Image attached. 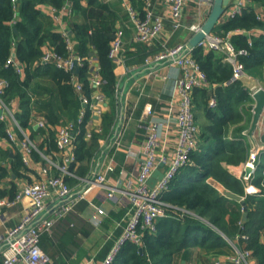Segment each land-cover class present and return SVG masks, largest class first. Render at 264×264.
Instances as JSON below:
<instances>
[{"label": "trees", "instance_id": "1", "mask_svg": "<svg viewBox=\"0 0 264 264\" xmlns=\"http://www.w3.org/2000/svg\"><path fill=\"white\" fill-rule=\"evenodd\" d=\"M16 1L17 12L13 10L12 0H0V79L8 83L3 98L6 103H17L15 119L21 127L29 128L31 139H36L38 135L43 138L37 148L50 155L56 151L54 132L50 128L35 129L29 124L33 108L37 115L54 127L65 120L75 119L80 106L71 84V74L52 64L40 62L42 47L46 44L53 46L57 53L67 55L62 35L54 31L52 20L41 11L43 6L60 11L66 0ZM70 1L73 12L69 18V33L74 41V53L87 59H96L102 80L101 91L109 99L108 109L101 117V133H92L89 139L85 138V124L90 118V113H87L75 137L74 151L79 163L75 172L83 176L98 151V140L108 136L110 127L116 121L119 81L114 74L115 65L109 59L108 51L116 29L119 8L100 0H85V4L81 0ZM129 1L142 15V0ZM249 2L250 5L241 14L222 19L212 30L221 36L239 31L230 36V42L236 50L246 51V55L239 56L246 75L260 72L264 65V0ZM257 7L261 11H257ZM123 13L122 19L127 18L124 10ZM74 17L81 18V22L75 21ZM254 30L261 34L248 37L243 33ZM134 46L136 54L142 56L143 63L147 55L156 52L143 43ZM191 53L208 82V87L195 88L193 91L194 117L199 128L198 146L190 154L188 163L170 182L162 199L191 211L197 217L185 215L181 218L179 212L168 211L166 217L156 221L154 232H143L140 246L125 243L112 264H177L179 258L187 263L192 248H198L210 257L223 255L227 250L231 251V247L222 235L233 241L241 234L247 236V239H239L238 245L251 251L253 264H264V150L259 153V163L252 180L260 193L247 195L243 199L247 209L245 221L242 219L241 203L224 196L208 182L212 180L225 190L244 196L242 182L224 165L236 166L248 159L250 145L247 135L243 133L247 130L251 116V91L242 80H232V66L225 61L224 54L205 51L201 47L194 48ZM13 54L14 61L9 62ZM14 62L21 68V74L16 72ZM90 71V64L84 62L78 72H74L87 95L92 90L89 87ZM211 97L216 100L214 108L208 106ZM139 101L135 118L139 117L144 105L142 99ZM5 128L6 123L0 121V140H7ZM260 140L264 145V123ZM32 155L35 160H39L36 152ZM0 162L8 163V167L0 165V181L10 179V187L8 190L0 189V195L12 198L16 192L12 179L20 178L25 166L20 153L16 152L11 157L8 150L1 148ZM83 206L80 203L78 208L83 209ZM123 214L124 211L121 216L118 215L119 220ZM67 215L59 220V224L72 221L73 226L67 225L64 234L74 237L78 231L88 235L92 230L90 225L88 227L77 216L70 218ZM240 221H243L242 227ZM119 232L120 229H117L116 234L106 242L99 253L100 257L110 250ZM45 235L48 236L42 235L41 240Z\"/></svg>", "mask_w": 264, "mask_h": 264}, {"label": "built area", "instance_id": "2", "mask_svg": "<svg viewBox=\"0 0 264 264\" xmlns=\"http://www.w3.org/2000/svg\"><path fill=\"white\" fill-rule=\"evenodd\" d=\"M120 1L131 25L132 39L137 43L152 45L162 35L164 18L155 10L157 3L168 9L172 32L185 27L182 17L190 0H142V15L129 0ZM16 2L12 0L15 12L18 10ZM212 2L213 0H197V5L198 7H211ZM248 5H250L249 0H233L231 5L225 9L226 17L232 18L241 14ZM60 11L65 15L72 14L71 7L66 4ZM55 13L56 10L53 9V14ZM53 18L59 21L58 15H53ZM201 25L202 23L198 21L188 26V29L195 33ZM61 35L67 55L57 53L53 46L46 44L40 62L52 64L57 69L71 74V84L80 103L78 115L75 119L65 120L64 123L54 127H51L42 117L35 119L32 124L36 129L50 128L54 132L56 153L60 156V161H55L50 155L40 152L26 129L17 122L14 116L16 102L6 103L4 101L3 96L8 83L0 79V109L2 111L0 121L6 123L7 141L16 142L19 134L18 144L24 165L30 164L33 152L40 154L45 161V165L39 169L41 179L17 188L12 198H0V220L4 208L13 207L25 198L29 200V208L21 218L0 235L2 264H53L52 259L40 246L42 235L51 234L55 223L72 211L74 206L93 188H105L107 197L115 200L124 209L123 217L116 225L121 228V232L102 260L97 261L91 257L80 264H112L115 255L125 243L130 242L140 246L143 232H154L156 221L166 217L168 211L179 212L181 218L185 215L197 217L191 211L162 199L170 182L188 163L190 154L198 146L199 128L194 117L193 91L195 88L208 87V82L205 73L192 57V50H189L185 43L169 46L165 42L162 44V50L144 63L143 71H148V73L146 71L147 76L155 71L156 65L178 67L181 75L175 78L172 97L164 107H160L155 112L151 104H144L139 121L142 123L145 139L136 151L132 145L126 149L124 166L119 167L115 162V155L123 146L128 123L133 117L139 99L144 96L145 84L133 82L138 99L130 112H127L128 107L123 102L122 92L119 87L117 88L116 95L119 94V99L122 96L120 99L122 107L120 111L117 108L116 121L110 127L103 146L100 147V160L92 165L88 176L80 180V184L72 186L67 180L76 179L73 165L77 163L74 149L75 137L80 131L79 127L83 124L87 113L101 118L108 109V102L107 97L101 91L102 80L98 74V67L92 59L74 53V41L69 31ZM123 36V28L117 26L108 51L109 59L117 65L124 63L121 55ZM230 36L231 32L224 36L210 33L198 43L197 47L205 51L213 50L224 54L225 61L232 66V80L244 81L248 77L239 56L246 55V51L236 50L230 42ZM13 58L11 57L9 62H13ZM74 61H76L77 68L82 67L84 62L90 64L89 87L92 89V95L85 94L82 83L74 74ZM14 68L17 73H22L21 68L15 62ZM257 89L259 88L252 87L250 94L252 95ZM175 96H178V102L174 100ZM208 106L210 108L216 106L214 97L209 99ZM92 130L89 128L85 130L86 139L91 137ZM243 134L247 135L246 131ZM172 136L174 140L170 144L169 140ZM106 143L107 146H105ZM259 153L256 147L250 149L243 171L238 177L244 187L243 199L247 195L260 193V189L252 183L259 163ZM126 165H129V170L125 168ZM160 165L163 167L162 176L151 185L149 180ZM246 167L250 168L248 174L245 173ZM88 206L89 222L99 227L108 217L107 209L93 203H89ZM242 222H239L240 227H242ZM222 236L226 239L224 235ZM239 239H247V236L241 234L235 237V242H230L231 254L228 260L231 264H253L251 251L239 246L237 243Z\"/></svg>", "mask_w": 264, "mask_h": 264}, {"label": "crops", "instance_id": "3", "mask_svg": "<svg viewBox=\"0 0 264 264\" xmlns=\"http://www.w3.org/2000/svg\"><path fill=\"white\" fill-rule=\"evenodd\" d=\"M105 3H110L117 8H119L118 12V19L116 21V26H121L124 30V36H123V48H122V58L124 59V63L117 65L114 63V74L117 76V79L119 81V88L123 86L122 95H123V102L126 103L127 107L130 108L127 110V112H130L134 106V104L137 102L138 95L136 92L135 87H133V82L137 81V83L145 84L144 88V96L140 98L139 100H143L144 104H151L153 110L155 112L158 111L160 107H164L168 101L171 99L173 94V86H174V80L175 78L179 77L181 75V70L178 67H162L160 65L155 66V71L150 75L147 76L148 71L144 69V63H146L147 59L152 58L154 55H156L158 52L162 50V44L167 43L169 46L177 45L180 43H185L191 38V36L194 34L188 29V26L191 24H194L196 22L203 23L207 17L208 12L210 11L211 7H198L197 0H190L186 8L183 12L182 21L184 24V28H181L175 32L171 31V25H170V18L168 9L165 7H162L159 3L155 5V10L163 15L164 18V31L160 38L155 40L152 45H146L152 48H154V53H151L150 55H147L144 59V63L141 61L142 56L136 54V48L135 44L137 42L133 41L132 39V29L131 25L128 22V19H122L123 13V7L121 5L120 0H100ZM233 0H229L228 6L231 5ZM82 4H85V0H81ZM66 5L70 6L72 8L73 4L70 0H66ZM228 6L226 8H228ZM257 11H261L259 7L256 8ZM41 11L47 15L51 20L53 24L54 31L58 33H63L66 31H69V25L71 23V15H65L62 14L61 11H56L55 14H53V8L43 6L41 7ZM73 12V11H72ZM121 14V15H120ZM53 15L59 16V21H55L53 18ZM226 12H224L222 19H225ZM75 21L81 22V18L74 17ZM219 23V22H218ZM217 23V24H218ZM216 24V25H217ZM239 31H233L231 32V35L237 34ZM244 33V32H243ZM261 34L260 31L254 30L251 32H247V35L252 36H258ZM138 44V43H137ZM45 49V46L42 47V51ZM93 63H96V59L93 58ZM262 71L264 70V65L262 66ZM147 71V73H146ZM134 74V75H133ZM133 77L131 78V76ZM247 79H245L243 82L245 86L249 89L252 88V86H249V75H247ZM249 83V84H248ZM92 90L89 93V95H92ZM122 97V96H121ZM120 97V99H121ZM118 100V103L120 101ZM174 100L178 102L179 98L178 96L174 97ZM107 102H109V99L107 97ZM140 101H138L139 103ZM117 103V108H118ZM17 105V103H16ZM139 105V104H138ZM137 105V107H138ZM108 106V103H107ZM144 106V105H143ZM127 108V109H128ZM143 108V107H142ZM119 109V108H118ZM137 111V108L135 109ZM134 111V114H135ZM142 111V109H141ZM32 115L30 117L29 124H33L35 119L41 117L40 115L36 114L35 108L32 110ZM133 114L132 119L128 123V129L124 136L123 146L117 151L115 155V162L117 166H124V156L126 149L132 145V148L136 151V148L144 141V129L142 128V123L139 121V117L135 118ZM251 121V116L249 121L247 122V130L249 128V124ZM264 123V115L260 119L259 125L257 130L255 131L253 137L255 143H252L247 135V140L249 142V149L256 147L260 152L264 150V145L261 143L260 136L262 132V127ZM34 127V126H33ZM35 128V127H34ZM93 129L92 133H101L102 128V120L99 117H96L95 115H90V118H88L87 123L85 124V129ZM27 133L30 135L29 128H25ZM36 129V128H35ZM246 130V133H247ZM172 133V132H171ZM18 134V133H17ZM172 136L169 140L170 144L173 143ZM17 138L20 139L19 134L17 135ZM18 139L16 142H9L7 140H0V148L3 150H8L9 155L12 157L14 153L18 152L21 155L20 147L18 144ZM36 145L37 142H42L43 138L38 135L36 139H32ZM105 138L98 140V151L94 154L93 158L89 162V170L97 161L100 160V147L103 146ZM108 144L106 143L105 146ZM255 145V146H254ZM250 151V150H249ZM38 154V153H37ZM50 156L55 161H60V156L56 153V151H53ZM39 160H35L34 156H31V161L29 165H24L25 170L21 171L22 176L20 178L12 179V182L17 188L21 187L24 184H29L32 182H35L39 179H41L42 175L40 173V168L45 165L44 159L38 154ZM43 161H42V160ZM245 163V162H244ZM244 163H241L239 165H224L227 170L234 175L237 179L239 175H241L243 171ZM0 165L7 166L8 163H2L0 162ZM73 171L76 175V179H68L69 184L74 186L77 184H80V180L83 178H86L89 174L88 172L80 176L78 175L75 170L79 166V163L77 162L75 165H73ZM125 168L127 170L130 169L129 165H126ZM160 171H163V167H159ZM8 179V181H7ZM79 180V183H78ZM211 185H213L221 194L224 195V191H226L220 184L217 182H214L212 180H208ZM10 187V179L4 178L0 181V189L1 190H8ZM225 196V195H224ZM6 197L8 198V195H0V198ZM80 203H82L83 209H79ZM89 203L102 205L105 207L108 211V218L105 219V221L99 226L95 227L93 226L89 220H88V214H89ZM29 208V200L27 198L23 199L21 202L16 204L13 207L10 208H4L3 209V216L0 220V235L4 233V231L10 227H12L24 214V212ZM124 209L113 199H109L107 197V191L105 188H93L90 192H88L83 199H81L73 208L72 211L68 213V217L73 218V216H77L79 219L86 222L87 226L90 225L92 227V230L89 232L88 235H83L80 231L75 234L74 237H71L69 235L64 234V229L68 227H72V221L67 224L66 221H63L61 224H59V221L55 223V225L52 227L51 234L48 236H44L40 242V246L42 250L52 259L53 264H80L83 261L94 257L97 261L102 260L106 254L103 257L99 256V253L101 252L102 248L106 244V242L113 237V234L117 232V229L115 228L116 224L121 221V219H118V215L121 216ZM74 221V220H73ZM59 224V225H58ZM89 227V226H88ZM57 229V230H56ZM56 230L54 233L53 231ZM112 234V235H111ZM110 237V238H109ZM231 247V246H230ZM190 259L186 263L184 260L178 259L177 264H191V262H195V264H231L228 260V256L231 254V251L227 250L225 254L213 256L210 257L206 255L202 250L198 248H192L190 251ZM1 259V258H0ZM253 263V261L251 260Z\"/></svg>", "mask_w": 264, "mask_h": 264}, {"label": "water", "instance_id": "4", "mask_svg": "<svg viewBox=\"0 0 264 264\" xmlns=\"http://www.w3.org/2000/svg\"><path fill=\"white\" fill-rule=\"evenodd\" d=\"M228 2L229 0H213L210 11L207 14V17L205 19V21L202 23L201 28L195 32L191 38L186 42V47L189 50H193L194 48L197 47L198 43L208 34H210L212 32V30L214 29V27L216 26V24L220 21V19L222 18L226 7L228 6ZM244 34L246 35L247 32H244ZM91 56L93 55V53L90 54ZM15 55L13 54L12 57H14ZM74 65H75V72H78V68L76 67V61H74ZM97 62L95 63V66H97ZM123 90V86L120 87V91ZM252 99H253V105H252V110H251V121L249 124V128L247 130V135L249 137V139L251 140L252 143H255L254 141V133L258 128L260 119L263 117L264 115V89L263 88H259L257 89L252 95H251ZM122 107V101H119L118 103V108L119 111L121 110ZM2 111L0 109V115H1ZM255 146V145H254ZM160 167H162V165H160ZM250 172V168L246 167L245 168V173L248 174ZM162 176V172L157 169L156 171H154V173L152 174V177L149 180V183L151 185H153L155 183V181L157 179H159ZM224 195L230 199H233L239 203H241L242 207H243V215H242V219L243 221L246 220V208L244 207V201L243 198L239 195L233 194L229 191H224Z\"/></svg>", "mask_w": 264, "mask_h": 264}, {"label": "rangeland", "instance_id": "5", "mask_svg": "<svg viewBox=\"0 0 264 264\" xmlns=\"http://www.w3.org/2000/svg\"><path fill=\"white\" fill-rule=\"evenodd\" d=\"M211 33H213V32H211ZM248 82L250 83H248L249 84V86L251 87H256V88H263L264 89V70L262 71V70H260V72H257V73H255V74H251V75H249V79H248ZM37 144H38V142H37ZM250 152V151H249ZM7 181H8V179H7ZM242 197V196H241ZM105 221V220H104ZM117 225V224H116ZM115 228L116 229H120V232H121V228L120 227H117V226H115ZM120 232H119V234H120ZM116 234V233H115ZM118 234V235H119ZM112 235V234H111ZM226 237V236H225ZM110 238V237H109ZM226 239H227V241H228V243L230 244V242H235V240H233V241H231L230 239H228L227 237H226ZM191 264H195V262H191Z\"/></svg>", "mask_w": 264, "mask_h": 264}, {"label": "bare ground", "instance_id": "6", "mask_svg": "<svg viewBox=\"0 0 264 264\" xmlns=\"http://www.w3.org/2000/svg\"><path fill=\"white\" fill-rule=\"evenodd\" d=\"M248 190H250V189H248Z\"/></svg>", "mask_w": 264, "mask_h": 264}]
</instances>
